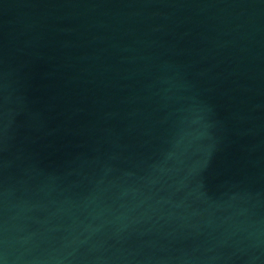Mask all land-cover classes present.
I'll return each instance as SVG.
<instances>
[{
  "label": "water",
  "instance_id": "1",
  "mask_svg": "<svg viewBox=\"0 0 264 264\" xmlns=\"http://www.w3.org/2000/svg\"><path fill=\"white\" fill-rule=\"evenodd\" d=\"M0 264H264V0H0Z\"/></svg>",
  "mask_w": 264,
  "mask_h": 264
}]
</instances>
